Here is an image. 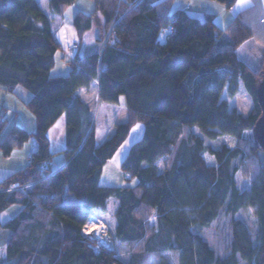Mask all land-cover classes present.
Masks as SVG:
<instances>
[{"label":"trees","instance_id":"trees-1","mask_svg":"<svg viewBox=\"0 0 264 264\" xmlns=\"http://www.w3.org/2000/svg\"><path fill=\"white\" fill-rule=\"evenodd\" d=\"M72 1L47 6L62 14ZM215 1L229 8L235 0ZM172 3L92 0V10L77 11L73 25L78 34L94 28L96 46L68 58L67 73L52 74L61 47L37 0H0V87L27 90L23 103L35 122L32 131L13 124L0 139L4 156L35 141L27 164L0 180V213L20 206L0 219V229L9 231L4 264H169L165 252L175 253L178 264H264V149L253 132L245 135L261 114L255 92L264 63L262 5L253 0L220 27L214 13L200 19L171 10ZM252 38L262 46L258 69L236 53ZM93 80L100 101L118 104L123 95L127 114L100 144L93 110L76 94ZM241 83L253 100L247 115L220 99L224 85L232 96ZM1 108L0 134L7 122ZM62 115L65 160L53 169L47 130ZM136 123L142 137L119 165L131 182L101 184L104 165ZM223 136L219 147L204 142ZM65 191L75 200L63 201ZM109 198L118 202L111 248L85 233L95 223L91 213L106 212ZM242 208L255 229L234 216ZM220 209L231 215L222 255L200 233ZM116 243L127 248L126 260Z\"/></svg>","mask_w":264,"mask_h":264},{"label":"rangeland","instance_id":"rangeland-1","mask_svg":"<svg viewBox=\"0 0 264 264\" xmlns=\"http://www.w3.org/2000/svg\"><path fill=\"white\" fill-rule=\"evenodd\" d=\"M177 1L176 0L173 1L171 5V10L180 9L178 8L179 6L177 4ZM206 1L212 2L211 4H214V5H209V4L208 6L206 5L207 8L205 10H203L205 8V5H202L200 7L198 6L199 8H201V10L199 11L200 14L195 13L196 8L194 6H192V8H187V11L191 13V14L189 13L190 15L192 16L197 15L196 17L200 19L204 17L203 12L205 11L215 13L216 24L219 25L220 27H224L236 13H238L240 10H242L243 8L251 4L253 0H235L229 8L222 6L219 2L215 0H205V2ZM37 2L41 6L42 9H44L46 12L47 11L50 12L43 0H37ZM77 4H79L81 7H85V8L89 7L88 5L89 2L87 0H76V3L72 5H68L63 11L62 22H55L56 18H53V19L51 18V21H52L51 25L54 29L58 25H62V27L65 28V30L69 34L70 38L78 43V48L74 50V53L78 52V54H82L86 50H90V48L96 46V41H95L96 30L92 28L88 31H85L82 34H78L76 32V29L73 25V17L75 15V11H76L75 9L78 7ZM50 14L52 15V13ZM165 33H166L165 31H161L159 34V37L161 39H164ZM72 44H69L67 47H69ZM261 47H260L259 41L255 38H252V39H248L247 41L243 42L236 49V53L239 59L246 62L253 69H258L263 60V54H262L263 52H262ZM66 49L67 48H64V52L63 50L59 49L55 53V62H54V66L51 69L52 74H65L70 69V65L67 62V60H68V56H70L71 54L70 53L71 50H73L74 48H72L69 52H67ZM19 88L21 90H24L25 92H28L22 87H19ZM92 96H93V93H92ZM220 99H224L227 101L229 109L236 108V110H238L244 115H247L253 106V100L251 96L247 93V91L245 90L242 83L240 84L238 91L232 96L228 94L227 86L224 85L221 91ZM22 100H23L22 95L19 91L18 92H8V91H5L2 87H0V109H2L1 108L2 106L5 107L4 113L7 118V122L1 131L0 139L4 137L6 132L10 129V127L13 124H22V125H25L23 126L24 128L29 129L33 126L32 124L35 123L33 120L32 114L25 107ZM119 100H120V103L117 106L122 108L123 110L122 112H125L126 109H125L124 96L121 95L119 97ZM92 110H94V116H93V123H94V118L97 119L98 106L95 105L94 108H92ZM245 135L251 137L252 131L251 130L246 131ZM48 136L51 141V150L54 152L52 161H51V167L54 169L62 165V163H64V160H65L64 153L61 150L65 146V117L64 115L59 117L54 122V124L50 127V129L48 130ZM224 139H226V136H223L222 138L219 137L213 140L204 138V142L206 145H211L213 147H219L221 144V141ZM34 146H35L34 139L30 138L21 147L16 148L12 151L11 161L10 160L8 161L7 159L8 157H5L0 151V168L3 170L4 168H7V166H10V165L15 166L14 164L15 161L19 159L21 160V157L24 158L26 162H28L26 155L29 151H32L31 149ZM116 158L117 156L113 159L108 160L106 164L104 165L103 171H102V177L100 178V183L110 182V183H117L114 185H120V184H124V183L127 184L131 182L130 180L127 181L124 179L123 171L115 163ZM8 163H10V165ZM157 165H158V169L162 167V159H160L157 162ZM2 170H0L1 173L5 171V170L3 171ZM235 179H236L237 186L239 187V189L242 190L244 187L242 185V180L238 174H236ZM72 200H75L74 195H72L68 191H65L63 201H72ZM15 205L16 204L9 206L5 211L2 212V214L0 215L1 221H4L7 218L11 217L10 215H12V213L15 212V209H16L14 207ZM109 207L112 208L111 204H109ZM110 208H109V211L105 215L101 216L102 218L99 217V215L93 211L90 215L89 223L93 221H95V223L91 224L87 228L85 233L89 237L97 239L101 245L103 246L110 245L112 247V244L114 243H113V240L111 239V230H112L111 225L112 224L110 222L111 221ZM221 209L219 210L220 211L219 217L215 219V221L211 224V226L206 229H203L200 232L202 236L204 237V239H206V241L209 243V245L212 248H214L217 251V253L220 255L225 253V247L229 242V237H230L229 219L231 218L230 214L224 213V211ZM234 216L243 219L251 230L255 229V223L253 222L252 218H249L247 209H243V208L240 209L234 214ZM98 225H102L104 227L105 236L107 237L109 244L101 241L99 238H97L94 235L93 236L90 235V234H93L91 233V231L94 228L98 227ZM8 235H9V231L7 229H0V240L5 238V236H8ZM115 248H116L117 255L122 260H126L128 256L127 248L123 245H120L119 243L115 244ZM164 256H165L166 261H168L169 264H178L177 255L175 253L165 252Z\"/></svg>","mask_w":264,"mask_h":264},{"label":"crops","instance_id":"crops-1","mask_svg":"<svg viewBox=\"0 0 264 264\" xmlns=\"http://www.w3.org/2000/svg\"><path fill=\"white\" fill-rule=\"evenodd\" d=\"M43 1H44V3L47 6L48 0H43ZM87 1L89 2V4H88L89 7L88 8H85V7H81L79 4H77L78 7L75 9L76 10L75 13L77 11H79V10H82V11H85V12H90L92 10V0H87ZM173 1H175V0H173ZM259 2L262 5L263 22H264V0H259ZM74 3H76V0H73L69 5H72ZM211 3L212 2H209V1H206L205 2V0H178L177 1V4L179 6L178 8H180V9L187 10V8H192V6H194L196 8V12H195L196 14H200V12H199L201 10V8H199L200 6L205 5V8L203 9V10H205L207 8L206 5L207 6H208V4L209 5H214V4H211ZM40 8H41V6H40ZM42 10L47 15V17L49 18L50 22H52L51 21V18L52 19L53 18H56L55 22H62V20H63V13L62 14H53L52 13V15H51L50 14L51 12H48V11L46 12L44 9H42ZM188 13H190V12L188 11ZM203 13H207V11H205ZM208 13H211V12H208ZM51 30H52L55 38L60 43V47H61V50H63V52H64V48H66L69 44H72V43L76 44V47L73 50H71V52H70L71 54H70V56H68V58H71V57L74 56L75 53H78V52H75L74 53V50L78 48V43L70 38L69 34L65 30V28L62 27V25H58L55 29L51 25ZM18 91L22 95V99H23L22 101H26L29 98V93L28 92H25L24 90H21L19 87H17L14 90V92H18ZM92 93H93V96H92ZM76 94L79 95L80 98L84 102L88 103L92 108H94L95 105L98 106L97 119L94 118V131H95V142H96V144L102 143L107 137H109L112 134V132L114 130V125L116 123L123 122L127 118L126 110H125V112H122L123 111L122 108L117 106L120 103V100H119V103L118 104H110V103L102 102V101L99 100V96H98V85L96 84L95 80H93L88 87H84V86L79 87L76 90ZM93 116H94V110H93ZM20 125H22V124H20ZM32 125H31L32 126L31 128H29V129H26L25 128V129L28 130V131H32L34 129V124H32ZM22 126H25V125H22ZM50 127L48 128V130L50 129ZM48 130H47V135H48ZM142 134H143V125L140 124V123H136L132 127V129H131L128 137L120 145V147L115 152V154L111 157V159H113V158H115L117 156V158L115 160V163L117 164L118 167L120 165V162L123 160V158L128 153V150H129L130 146L134 142L138 141L142 137ZM49 140H50V138H49ZM34 149H35V146L32 147L31 150L33 151ZM50 150H51V141H50ZM32 151H29L28 153H30ZM119 152H121V153H119ZM11 153L8 156H5V157H8L7 158L8 161L9 160L11 161V159H12L11 158L12 157L11 156ZM16 153H18V152H16ZM28 153H27V155H28ZM27 155H26V157H27ZM8 164L10 165V163H8ZM14 164H15L16 167L14 165L7 166V168H4L3 169L5 171H3L0 168V170L3 171L2 173L0 172V180L3 179V178H5L9 174L13 173L15 170H18V169L23 168L27 164V162L25 161L24 158L21 157V160L19 159V160L15 161ZM101 184H103V185H114V184H117V183L107 182V183H101ZM109 204H111L112 208L109 207ZM117 205H118V202H117L116 199L109 198L107 200V209H106V212L99 213L98 214L99 217H101L102 215H105L109 211V208H110V218H111V221L110 222L112 224L111 225V229L112 230H113L114 225H115V221H114V218H113V212L117 208ZM14 207L16 208L15 209V212L12 213V215H10V216H13L19 210V208H20V206L18 204H16ZM1 214H2V212L0 213V215ZM7 239H8V236H5V238H3V239L0 240V264H4V262H2V261H3L4 255H5V249H6Z\"/></svg>","mask_w":264,"mask_h":264},{"label":"water","instance_id":"water-1","mask_svg":"<svg viewBox=\"0 0 264 264\" xmlns=\"http://www.w3.org/2000/svg\"><path fill=\"white\" fill-rule=\"evenodd\" d=\"M255 94L261 108V114L256 119L252 132L258 145L264 149V63L262 65V76L257 83Z\"/></svg>","mask_w":264,"mask_h":264},{"label":"bare ground","instance_id":"bare-ground-1","mask_svg":"<svg viewBox=\"0 0 264 264\" xmlns=\"http://www.w3.org/2000/svg\"><path fill=\"white\" fill-rule=\"evenodd\" d=\"M91 233H93L94 236H96L97 238H99L101 241L109 244V241L107 239V237L105 236V230L104 227L102 225H98V227L94 228Z\"/></svg>","mask_w":264,"mask_h":264},{"label":"built area","instance_id":"built-area-1","mask_svg":"<svg viewBox=\"0 0 264 264\" xmlns=\"http://www.w3.org/2000/svg\"><path fill=\"white\" fill-rule=\"evenodd\" d=\"M106 39H107V37L105 38V40H106ZM75 47H76V44H72V45H70L69 47H66V48H67L66 51L69 52L72 48H75ZM28 157L31 158V157H32V154H29ZM90 235L93 236V234H90ZM105 247H107V248H111L110 245H107V246H105Z\"/></svg>","mask_w":264,"mask_h":264}]
</instances>
